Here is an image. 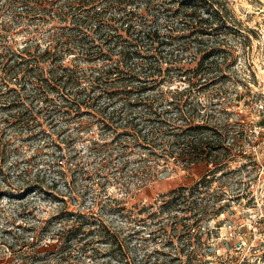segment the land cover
Wrapping results in <instances>:
<instances>
[{"label": "rangeland", "instance_id": "1", "mask_svg": "<svg viewBox=\"0 0 264 264\" xmlns=\"http://www.w3.org/2000/svg\"><path fill=\"white\" fill-rule=\"evenodd\" d=\"M107 1L113 0H96L100 7ZM207 1L197 19L215 17L207 44L225 64L198 85L190 86L192 74L182 71L144 93L162 94L165 107L172 100L183 110L186 100L198 105L195 123L221 137L216 171L219 165L205 155L190 167L172 156L169 132L163 147L151 148L103 127L116 122L90 105L68 114L51 106L70 92L56 84L52 70L60 62L78 70L107 113L131 122L132 110L145 108L132 104V84L124 88L117 70L116 84L92 86L99 75L92 70L107 63L87 60L79 47L68 50L74 43L66 28L73 25L58 12L62 6L83 11L79 0H54L46 5L53 13L31 9L36 0H0V264H264V0ZM114 2L108 15H123L127 6L143 11L150 24L177 26L187 47L184 61L196 55L197 64L203 53L182 29L180 0ZM46 49L54 54L43 60ZM177 107L169 116H177ZM124 124L116 131L132 132ZM186 126L172 122L176 129ZM151 149L164 152L167 172L142 183ZM177 187H185L184 205L161 206ZM196 202L208 212L193 224L187 208ZM189 224L197 235L185 246L187 236L176 234Z\"/></svg>", "mask_w": 264, "mask_h": 264}, {"label": "trees", "instance_id": "2", "mask_svg": "<svg viewBox=\"0 0 264 264\" xmlns=\"http://www.w3.org/2000/svg\"><path fill=\"white\" fill-rule=\"evenodd\" d=\"M53 1L36 0V6L31 9L34 10L35 8V10L37 9L36 11L52 10L53 6L47 9L46 5H50ZM79 3L83 8V11L79 13L72 11L71 7L63 8V6L60 7L58 12L60 20H68L73 25L72 28H66L73 32L71 39L74 44L69 46L68 50H74L79 47L82 56L87 60L101 59L104 63H107L103 64L102 68H95V70L91 68L93 69L92 71L99 72L98 76H92V86L116 84V81L111 77L117 70L123 76L121 83L124 84V88L132 84L130 85L132 86V104L143 105L145 108L132 110L131 122L129 121L130 119H125L117 111L107 113L101 108L102 106L97 105L100 96L92 97L90 92H87L88 88L83 85L85 81L81 79L78 70H72L60 62H56L52 70L56 74L55 81L57 85H61L65 89L70 90V92H62L59 98L57 97L52 102H49L51 106H58L59 111L65 109L68 114L70 109L76 108L80 110L83 105H90V107L97 108L95 109L96 111L104 114V118L106 117L110 121L116 122V126L105 122L104 124L106 125L103 127L113 129L116 135L132 136V141L136 144L151 146V148L163 147L164 138L166 133L169 132L174 137L171 142L173 151L170 154L175 156L176 159L178 157L183 158L187 163V167H190L193 163L200 162L204 155L209 164H221L223 159L219 150V139L221 137L219 138L216 132L210 135L206 134L208 128L195 123L198 105L193 100L189 102L186 100L184 104L186 105V110H183L179 107L181 105L179 101L172 100L167 103L168 107H165L164 102L166 99L162 94L144 93L145 90L154 89L157 85L167 82L171 74L182 71L192 74L187 78L190 86L198 85L201 81H206L209 75H214L221 68L220 66L225 64L224 57H222V63L218 61L215 52L219 50L214 46L208 47L207 44L213 33L211 31L215 29L213 28L215 17L208 15L197 19L200 5L211 3L207 0H180L176 9V12L178 11L177 14H184L182 19L185 20L182 22V29L189 30V38H191V41L197 42V47H195L197 52L203 53L197 64L193 66L192 63L196 59V55L187 60L188 62L184 61L187 47H182L181 41L184 36L177 33V26H168L163 29L159 25L150 24L149 21L144 20L142 17L144 16L143 11L127 6L123 15L118 16L114 13L108 15V8L115 4L114 0L103 2L102 7L97 4L96 0H79ZM127 4L132 5L130 0H128ZM51 12L53 13V10ZM69 15H71V18H68ZM194 19L199 22L195 24L193 22ZM204 35H207L208 38H203ZM221 52H225V50L221 49ZM51 54L54 53L46 49L41 52L40 56L43 60H46ZM58 54L56 52V55ZM114 55H119V58L115 61H113ZM108 61L113 62L109 64ZM111 87L109 86L105 89ZM175 96L178 99L177 94ZM57 99H61L62 103L57 104ZM90 101H95V103ZM175 104L178 105L177 116H169L172 111L170 110L171 106ZM177 120H184L187 126L183 129L172 127V122ZM120 121H125V127L130 128L132 132H117L116 129L120 126ZM180 147L181 150L176 151ZM175 151L177 155H174ZM162 153L164 154V152ZM162 153L157 154L156 151L151 149V156L144 160L148 166L143 168L146 169L144 170L146 174L142 175L143 177L140 179L142 183L150 182L157 174L163 175L167 172L166 167H168V164H165V162L162 164L161 162V159H163ZM223 155L224 157L226 156L225 154ZM161 164L165 166L160 170ZM141 166L139 165L138 167ZM217 169H221V165L215 171ZM137 172L140 174L139 171ZM192 188L194 191L196 187L193 186ZM184 192L185 187L171 189L163 195L166 199L161 206L174 208L184 205ZM217 199L221 200L222 198L217 197ZM196 200L195 198L193 202ZM194 204V206L189 205L187 208L191 213L188 218L193 220V224H197L201 219L202 213L208 212V208H204V206L201 208L197 202ZM221 207L214 208L215 213L221 212ZM193 224L187 225L184 231L176 234L178 240L184 234L187 236L186 239L188 240L185 246L192 245L193 240L196 238L197 234L192 232ZM182 249L184 250V247Z\"/></svg>", "mask_w": 264, "mask_h": 264}]
</instances>
